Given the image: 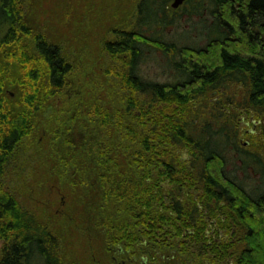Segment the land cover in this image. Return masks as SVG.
<instances>
[{
	"label": "trees",
	"instance_id": "1",
	"mask_svg": "<svg viewBox=\"0 0 264 264\" xmlns=\"http://www.w3.org/2000/svg\"><path fill=\"white\" fill-rule=\"evenodd\" d=\"M30 1L0 0V58L30 79L35 57L56 97L67 90L74 66L29 24ZM173 2L138 0L132 26L112 30L103 44L105 73L117 82L130 119L109 132L134 171L113 175L115 186L104 184V199L114 202L118 216L109 219L115 232L106 243L151 260L174 252V261L182 256L184 263L264 264V190L249 191L228 170L231 160L240 161L245 180L254 170L264 184L263 155L243 143L250 122H264V0H188L178 10ZM185 14L189 22L200 19L178 38L168 37ZM13 46L23 47L3 51ZM145 53L161 55L171 74L146 78ZM1 72L0 63V264H65L61 238L4 188L33 124L5 109ZM37 81L24 96L32 109ZM100 114L108 116L104 108ZM99 143L100 163L119 167L117 157L104 155L113 151L112 139Z\"/></svg>",
	"mask_w": 264,
	"mask_h": 264
},
{
	"label": "rangeland",
	"instance_id": "2",
	"mask_svg": "<svg viewBox=\"0 0 264 264\" xmlns=\"http://www.w3.org/2000/svg\"><path fill=\"white\" fill-rule=\"evenodd\" d=\"M137 2L30 1L29 24L46 33L49 42L62 47L74 66L67 90L62 95L51 97L48 94L47 70L30 50L34 57L30 63V79L25 77L22 68L16 64L6 65V60L0 58L5 109L14 116H30L33 124V134L16 150L4 188L61 238L65 264H194L184 263L186 260L182 256L181 261H174L177 256L174 252L154 254L151 260L146 253L135 254L130 250L127 254L124 244L111 248L106 243L108 235L115 232L109 219L118 216L114 202L104 199V184L115 186V181H111L113 175L117 180L123 172L134 171L124 164V150L115 142L117 134L109 132L114 131L117 121L130 119L120 101L117 82L105 73L109 61L103 44L111 38L112 30H128L132 26ZM187 18L183 15L179 28L167 30L168 37L177 35L178 38L200 19L192 16L189 22ZM19 47L23 46L3 51L15 52ZM145 54L148 59L144 60L142 70L146 78L159 79L161 75L164 78L171 74L161 55ZM34 77L38 80V96L36 107L32 109L25 103L24 96L31 92L29 83ZM102 108L108 116L99 115ZM245 129L243 143L264 157V122L255 127L251 121ZM252 130L255 133L252 134ZM104 138L114 142L113 151L108 152L109 157L105 153V157H117L119 167L100 163L101 151L95 149H101L99 141ZM240 165V161L231 160L230 174L243 180L249 191H263L262 177L251 170L250 178L245 180L238 169Z\"/></svg>",
	"mask_w": 264,
	"mask_h": 264
},
{
	"label": "water",
	"instance_id": "3",
	"mask_svg": "<svg viewBox=\"0 0 264 264\" xmlns=\"http://www.w3.org/2000/svg\"><path fill=\"white\" fill-rule=\"evenodd\" d=\"M188 0H174L172 3V9L177 10L181 8Z\"/></svg>",
	"mask_w": 264,
	"mask_h": 264
}]
</instances>
